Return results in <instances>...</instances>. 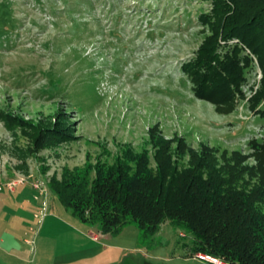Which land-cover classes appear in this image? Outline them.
I'll use <instances>...</instances> for the list:
<instances>
[{
  "label": "rangeland",
  "instance_id": "obj_1",
  "mask_svg": "<svg viewBox=\"0 0 264 264\" xmlns=\"http://www.w3.org/2000/svg\"><path fill=\"white\" fill-rule=\"evenodd\" d=\"M210 9L209 0H0V264H209L168 222L148 238L135 225L102 234L51 182L129 151L148 152L154 168L155 127L174 141L180 168L203 145L219 168L258 166L250 142L264 140V117L249 108L263 76L257 58L228 115L196 99L182 71L208 35L199 16ZM54 132L64 135L50 145Z\"/></svg>",
  "mask_w": 264,
  "mask_h": 264
},
{
  "label": "trees",
  "instance_id": "obj_2",
  "mask_svg": "<svg viewBox=\"0 0 264 264\" xmlns=\"http://www.w3.org/2000/svg\"><path fill=\"white\" fill-rule=\"evenodd\" d=\"M209 1L210 11L199 16L208 35L182 71L196 99L228 115L244 98L255 56L263 76L249 108L264 117V0ZM231 40L237 43L230 45ZM158 129L150 130L159 146L154 168L148 152L129 151L111 165L66 171L51 182L59 202L81 222L97 224L104 235L135 225L148 238L168 222L187 231L198 252L232 264H264V140L250 142L256 167L226 163L219 168L216 150L203 145L190 151L188 166L180 168L173 159L174 141L159 136ZM59 135L64 133L47 134L50 145ZM177 141L175 153L182 155L187 146L184 139Z\"/></svg>",
  "mask_w": 264,
  "mask_h": 264
},
{
  "label": "built area",
  "instance_id": "obj_3",
  "mask_svg": "<svg viewBox=\"0 0 264 264\" xmlns=\"http://www.w3.org/2000/svg\"><path fill=\"white\" fill-rule=\"evenodd\" d=\"M41 214L43 215V213H41ZM196 258L199 261L207 262L209 264H232V263L226 262V261H224V260H222L220 258L214 257L212 255H209V254H206V253H203V252L197 253L196 254Z\"/></svg>",
  "mask_w": 264,
  "mask_h": 264
},
{
  "label": "crops",
  "instance_id": "obj_4",
  "mask_svg": "<svg viewBox=\"0 0 264 264\" xmlns=\"http://www.w3.org/2000/svg\"><path fill=\"white\" fill-rule=\"evenodd\" d=\"M15 252H16L17 257H20L21 256V252H22L21 250H16ZM20 258H23V257L21 256Z\"/></svg>",
  "mask_w": 264,
  "mask_h": 264
}]
</instances>
